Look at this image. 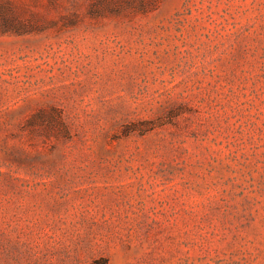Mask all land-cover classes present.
<instances>
[{
	"label": "rangeland",
	"instance_id": "1",
	"mask_svg": "<svg viewBox=\"0 0 264 264\" xmlns=\"http://www.w3.org/2000/svg\"><path fill=\"white\" fill-rule=\"evenodd\" d=\"M0 5V264H264V0Z\"/></svg>",
	"mask_w": 264,
	"mask_h": 264
},
{
	"label": "trees",
	"instance_id": "2",
	"mask_svg": "<svg viewBox=\"0 0 264 264\" xmlns=\"http://www.w3.org/2000/svg\"><path fill=\"white\" fill-rule=\"evenodd\" d=\"M7 10L0 5V29H9L12 27V22L6 16Z\"/></svg>",
	"mask_w": 264,
	"mask_h": 264
}]
</instances>
